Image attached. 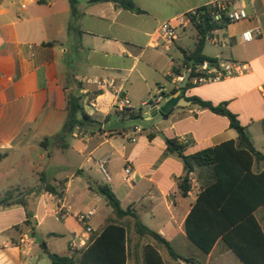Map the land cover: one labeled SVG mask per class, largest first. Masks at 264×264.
Wrapping results in <instances>:
<instances>
[{"label":"crops","instance_id":"obj_1","mask_svg":"<svg viewBox=\"0 0 264 264\" xmlns=\"http://www.w3.org/2000/svg\"><path fill=\"white\" fill-rule=\"evenodd\" d=\"M78 1L79 16L72 19L68 0H0V197L20 195L15 205L0 207V264H52L42 244L52 254L80 260L109 221L127 228V264H146L147 245L156 247L166 264H187L175 261L152 238L138 236L131 218L117 220L95 188L109 185L124 210L132 208L180 257L194 259L180 255L177 242H191L185 223L206 176L201 170L190 174L191 190L183 197L179 182L187 176L184 164L168 151L164 138L177 139L189 156L236 141L238 133L226 117L191 101L160 123L145 116L151 109L147 104L159 93L226 104L264 155V0H219L245 8L249 20L214 31L203 52L217 60L246 63L249 72L194 85L184 95L180 89L187 82H179L173 73L183 61L169 53L173 46L181 53L193 50L178 45V31L186 34L192 25L191 10H212L216 0H133V11L110 2ZM167 22L177 27V38L168 46L158 36ZM246 31H252L250 43L242 41ZM209 43L220 52L207 55ZM69 95L83 96L85 112L99 127L93 134L76 131L74 143L67 141L62 149L51 138L67 120ZM123 97L131 106L120 110L117 104ZM128 110H142L144 120L131 119ZM143 121L149 128L137 131ZM150 133H157L153 140ZM45 139L49 141L42 145ZM103 160L109 180L100 169ZM128 167L133 174L125 182ZM263 171L264 163H255L254 172ZM30 173L39 180L35 187L29 183ZM46 185L62 198L47 192ZM93 209V232L88 234L78 215ZM103 209L106 216L97 218ZM254 215L264 231V205ZM196 249L206 257L194 259L198 264H243L222 239L209 254Z\"/></svg>","mask_w":264,"mask_h":264},{"label":"trees","instance_id":"obj_2","mask_svg":"<svg viewBox=\"0 0 264 264\" xmlns=\"http://www.w3.org/2000/svg\"><path fill=\"white\" fill-rule=\"evenodd\" d=\"M68 1L72 19H76L79 16V1ZM103 2L114 3L127 11L135 9L133 0H93L90 3ZM200 13V23L195 19L191 20L197 32L195 48L191 51L182 50L183 63L179 69H173V73L178 77L189 75L186 86L180 89L183 95L194 87L192 79L195 77V69L204 62L217 61L205 56L204 48L214 31L228 25L226 21L213 22L211 10L201 9ZM72 31L73 28L69 26V36ZM79 35L81 36L80 32ZM162 94L166 96L165 93ZM189 101L203 110L226 117L230 127L238 133V139L186 156L185 145L180 144L177 139L164 138L168 151L180 156L184 164L187 176L179 182L183 197H187L191 190L190 174L201 170L206 176L202 191L186 219L187 237L205 254L211 253L217 241L222 239L243 264H264V231L254 215L255 211L264 205V171L255 173L254 165L264 163V155L255 149L245 127L241 125L237 116L227 109L226 104L214 105L198 97H192ZM82 102L83 96L67 97V120L61 133L51 138L61 143L62 149L67 147L66 142L74 137L76 131L93 134L98 130L99 123L85 112ZM127 113L131 119L144 120L142 110H128ZM169 115H166L165 119ZM156 135L157 133H150L148 138L153 140ZM46 141L49 139H45L42 145ZM45 190L62 198L63 194L58 193L51 185H46ZM95 191L105 199L117 220L129 217L134 221V232L138 236L155 240L175 261L198 264L194 259L182 258L176 254L171 244L160 234L145 226L132 208L124 210L109 185H98ZM13 199V192H8L4 197H0V207L15 205L17 201L14 202ZM128 243L127 228L109 221L101 234L82 254L80 260L52 254L46 244H42V247L52 264H127ZM144 254L146 264H166L158 249L152 245L144 248Z\"/></svg>","mask_w":264,"mask_h":264},{"label":"built area","instance_id":"obj_3","mask_svg":"<svg viewBox=\"0 0 264 264\" xmlns=\"http://www.w3.org/2000/svg\"><path fill=\"white\" fill-rule=\"evenodd\" d=\"M201 9L191 10L188 14L190 20L195 19L197 23L201 22ZM211 17L213 22L221 23L223 21L228 22V24L240 23L246 20H249V15L245 8H236L230 7L229 5L216 0L213 2V7L211 10ZM177 27L170 22L162 24L158 36L162 38L167 46L172 43L177 38ZM253 40L252 31H246L242 35V41L244 43H250ZM250 70V67L246 63L238 61H224L217 60L214 63L204 62L199 65L195 71V77L192 79L193 85L220 82L224 79H229L232 77L244 76ZM186 78L189 80V75H183L178 78L179 82H185ZM264 99V96H263ZM166 101L165 96L162 93H159L156 97H153L151 101L147 104L151 109L159 110L161 105ZM118 109L125 110L131 106V102L128 98H119L117 104ZM137 131L143 130L142 126L136 127ZM107 162L105 160L101 161L100 169L103 175L107 180L110 179L109 173L107 170ZM125 173V182H129L133 171L132 168L128 167L124 171ZM95 210H89L78 215V220L80 224L85 229V232L91 234L93 229L91 227V221L95 215ZM25 240H22L24 242Z\"/></svg>","mask_w":264,"mask_h":264},{"label":"rangeland","instance_id":"obj_4","mask_svg":"<svg viewBox=\"0 0 264 264\" xmlns=\"http://www.w3.org/2000/svg\"><path fill=\"white\" fill-rule=\"evenodd\" d=\"M178 33L180 34V40L181 42H179L178 45H181L183 47H186L188 49H194L195 47V41H196V31L194 29V27L191 25L188 30H187V33L184 34L183 31H178ZM161 52L163 54H165L166 56H169L168 53L164 50V49H161ZM220 52V48L218 46H215L213 44H208L207 45V48H206V54L207 55H216ZM170 56L173 58V59H176V61H183V54L180 52V50L178 49L177 46H173L172 47V51L169 53ZM68 142L70 144H73L74 143V140L73 138H70L68 140ZM55 144H57L55 142ZM80 159H78L77 162H79ZM29 180V183L31 186L35 187V184L39 182L38 178H34L33 174L30 173V177L28 178ZM51 182V181H50ZM13 195H14V202L18 201L19 198H20V195L19 194H16L15 192H13ZM193 199V198H192ZM107 214V211L105 209H103L97 216V218H103L105 217ZM147 239V238H146ZM146 239H143V240H146ZM149 240V239H147ZM37 242L40 244L41 243V240H39V238L37 239ZM145 242V241H143ZM177 251L180 255L184 256V257H190V258H194V259H197L198 261H205L206 257L205 255H203V253H200V255H197L196 252L198 251V249H196V246L193 245L191 242H187V244L185 243H182V242H177ZM200 252V251H198Z\"/></svg>","mask_w":264,"mask_h":264},{"label":"water","instance_id":"obj_5","mask_svg":"<svg viewBox=\"0 0 264 264\" xmlns=\"http://www.w3.org/2000/svg\"><path fill=\"white\" fill-rule=\"evenodd\" d=\"M185 82H188V78H186ZM190 104V101L182 98L179 94L177 96H168L159 110L150 109L145 116L147 118H157L156 122L160 123L164 120L165 116L169 115L176 107L189 106ZM142 127L149 128V125L146 121H143Z\"/></svg>","mask_w":264,"mask_h":264}]
</instances>
